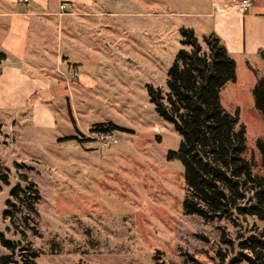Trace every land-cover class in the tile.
Listing matches in <instances>:
<instances>
[{
	"label": "rangeland",
	"instance_id": "1",
	"mask_svg": "<svg viewBox=\"0 0 264 264\" xmlns=\"http://www.w3.org/2000/svg\"><path fill=\"white\" fill-rule=\"evenodd\" d=\"M211 1L118 0L110 9L129 14L103 19L90 60L79 69L96 86L89 93L65 90L50 105L61 119L58 129H36L18 114L12 128L0 113V232L16 247L13 254L0 243V257L22 264V253L36 251V264H247L239 261V242L264 233V223L247 217L236 226L184 214L183 166L167 160L181 136L147 94L148 85L166 92L169 68L180 49L188 50L180 43L181 28L199 40L214 33L213 18L206 16L213 13ZM261 30L245 37L233 23L237 49L245 39L248 48L262 42ZM91 53H114L118 66L98 76ZM230 56L235 79L221 89L220 104L230 113L238 109L243 157L264 176L256 146L264 140V115L251 94L257 78H264V62L258 54ZM108 123L119 128L112 131L118 143L105 146L92 129ZM16 186L22 191L12 197Z\"/></svg>",
	"mask_w": 264,
	"mask_h": 264
},
{
	"label": "trees",
	"instance_id": "2",
	"mask_svg": "<svg viewBox=\"0 0 264 264\" xmlns=\"http://www.w3.org/2000/svg\"><path fill=\"white\" fill-rule=\"evenodd\" d=\"M180 36L181 45L188 50L180 49L169 68L166 92L148 85L147 94L156 113L181 136L178 150L169 151L167 160H178L183 166L187 191L183 212L204 221L227 220L236 226L247 217L264 223V176L254 174L252 162L243 157L245 126L239 122L238 109L230 113L220 104L221 89L235 79V60L215 33L199 40L192 29L181 28ZM258 56L264 62V50H259ZM251 94L256 111L264 115V78H257ZM118 129L108 123L92 131ZM256 146L264 162V140L258 139ZM1 180L6 182V176ZM21 191L16 186L10 195L16 197ZM0 243L15 253L14 243L1 232ZM238 247L240 262L264 264L263 232L242 239ZM38 256L30 251L22 253L20 260L36 264ZM13 263L11 256L0 257V264Z\"/></svg>",
	"mask_w": 264,
	"mask_h": 264
},
{
	"label": "crops",
	"instance_id": "3",
	"mask_svg": "<svg viewBox=\"0 0 264 264\" xmlns=\"http://www.w3.org/2000/svg\"><path fill=\"white\" fill-rule=\"evenodd\" d=\"M250 1L251 7L242 12L232 0H212L213 13L206 14L213 18V31L224 41L230 55L251 56L264 50V34L262 42L254 47L248 48L245 39L240 50L231 31L233 23L241 26L245 37L257 28L264 31V0ZM117 2L28 0L20 3L18 0H0V113L6 116L5 123L11 122L13 128L18 114L19 117H30L36 129L53 131L60 127L61 119L50 111V105L61 101L65 90L71 92L76 88L89 93L96 86V79L85 71L79 73V69L87 66L86 62L90 60L87 54L95 49L97 39L93 37L99 36L103 19L129 14L111 10ZM61 5L64 10L60 9ZM89 44L93 46L90 48ZM101 55L104 57L90 55L92 60L99 61L96 64L98 76L118 66V55ZM73 126L75 130V124ZM64 137L74 138V135Z\"/></svg>",
	"mask_w": 264,
	"mask_h": 264
},
{
	"label": "built area",
	"instance_id": "4",
	"mask_svg": "<svg viewBox=\"0 0 264 264\" xmlns=\"http://www.w3.org/2000/svg\"><path fill=\"white\" fill-rule=\"evenodd\" d=\"M237 4H235V7L239 11H245L251 6V1L250 0H233ZM20 3H26L28 0H18ZM64 5L60 6L61 10H64ZM95 139L99 141L103 145H115L118 143V138H116L112 132H107V133H97L95 134Z\"/></svg>",
	"mask_w": 264,
	"mask_h": 264
}]
</instances>
